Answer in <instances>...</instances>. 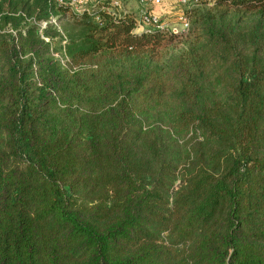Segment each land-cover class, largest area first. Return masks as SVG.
<instances>
[{
	"label": "trees",
	"instance_id": "obj_1",
	"mask_svg": "<svg viewBox=\"0 0 264 264\" xmlns=\"http://www.w3.org/2000/svg\"><path fill=\"white\" fill-rule=\"evenodd\" d=\"M124 1L0 0V264H264V0Z\"/></svg>",
	"mask_w": 264,
	"mask_h": 264
},
{
	"label": "built area",
	"instance_id": "obj_2",
	"mask_svg": "<svg viewBox=\"0 0 264 264\" xmlns=\"http://www.w3.org/2000/svg\"><path fill=\"white\" fill-rule=\"evenodd\" d=\"M56 2H59L60 0H53ZM137 5L139 6L136 18H135V23H134V28L132 29L133 31H140L144 29L145 27H155L158 29L162 30H167L165 29L164 25L160 23V18L159 15L156 11V7L161 6L163 0H135ZM181 4H187L189 0H177ZM101 0H69L70 5L76 9H85L89 10L92 7H96L99 5ZM114 3H117L114 1ZM98 7V6H97ZM100 8H103L105 10L109 9L110 7L108 5H99ZM180 20V28L183 31H187L189 28V19L186 14H180L178 17ZM50 21L54 23V19L50 18ZM55 24V23H54ZM37 25L39 27V33L40 37L44 41H48L47 37H44L40 30L45 27L46 22L41 20L37 22ZM1 34H11L12 36L15 35L14 29H12L9 25L0 27V35ZM55 57H58L61 59V57L58 55V53H53Z\"/></svg>",
	"mask_w": 264,
	"mask_h": 264
},
{
	"label": "rangeland",
	"instance_id": "obj_3",
	"mask_svg": "<svg viewBox=\"0 0 264 264\" xmlns=\"http://www.w3.org/2000/svg\"><path fill=\"white\" fill-rule=\"evenodd\" d=\"M214 3L215 0H189L187 4H181L177 0H163L161 6L155 8L159 15L160 23L165 26L164 28L167 29V31L177 36V38L172 41V44L168 46V53L175 52L187 44V31H183L180 28V20L178 19L180 14H186L190 20L192 11L195 8H202L203 10L206 8H213ZM123 7L135 11L136 14L139 8L135 0H125L123 2ZM66 23L65 21L58 23L60 30L62 29V25Z\"/></svg>",
	"mask_w": 264,
	"mask_h": 264
}]
</instances>
